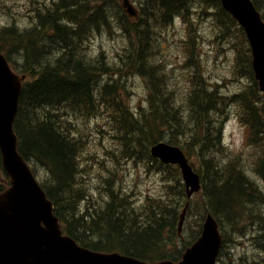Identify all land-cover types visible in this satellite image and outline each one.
<instances>
[{
  "label": "trees",
  "instance_id": "1",
  "mask_svg": "<svg viewBox=\"0 0 264 264\" xmlns=\"http://www.w3.org/2000/svg\"><path fill=\"white\" fill-rule=\"evenodd\" d=\"M253 1L264 18V0ZM143 2L142 18L140 15L134 22L121 0H51L33 11L30 25L12 23L0 31V52L18 73L27 75L15 122L19 151L35 174L44 170L46 176L40 182L65 232L92 250L121 252L150 262L178 261L187 247L178 234L179 215L187 198L185 187L178 169L154 159L150 148L162 141L180 146L181 138H185L187 155L192 149L202 163V196L207 203L203 210L209 209L235 226L243 219L242 214H236L235 204L259 205L264 202V192L241 166L231 162L223 171L216 160L224 151L223 115L229 103L235 105L250 140L259 141L264 149V94L254 77L246 35L220 0ZM204 9L236 48L235 74L247 77L248 84L227 97L217 85L206 84L198 72L189 98L179 102L162 79L153 77L154 81L148 80L147 110L139 106L138 113L133 111L130 99L123 96L122 79L129 73L149 76L155 71L147 64L155 26L167 28L175 16L185 19ZM114 25L134 45L126 49L118 65L109 63L102 53L91 57L87 49L92 36ZM192 46L194 56V38ZM105 111L112 115L110 125L122 144L120 158L114 152L108 154L118 159H126V155L134 162L142 160L148 172L154 168L163 176L171 175L169 169H174L178 176L168 180L175 185L167 184L164 195L149 199L143 207L132 205L123 186L113 179L98 188V201L88 194L81 180V154L87 143L80 136L83 127L79 123ZM254 168L264 180V155ZM164 170L169 173L164 175ZM0 174L8 182L1 154ZM260 240L258 244L264 247V236Z\"/></svg>",
  "mask_w": 264,
  "mask_h": 264
},
{
  "label": "rangeland",
  "instance_id": "2",
  "mask_svg": "<svg viewBox=\"0 0 264 264\" xmlns=\"http://www.w3.org/2000/svg\"><path fill=\"white\" fill-rule=\"evenodd\" d=\"M51 0H0V29L10 22L16 21L21 25H28L33 21L34 10L37 7H43ZM144 0H131L133 5L140 11ZM194 16L190 14L187 20L181 19L179 25L175 22L168 24L166 28L155 26V32L150 38L149 44V60L154 67L153 72L149 76H141L132 73L122 79L125 99H131L134 105L141 106L143 109L148 108L146 101L149 97L148 80L152 78L162 79L163 83L168 86V91L173 93L179 102L187 101L194 87V75L199 72L204 82L209 85H218L219 90L225 95H232L239 92L248 84L247 77L235 74V55L236 48L223 37L219 30V26L213 22L210 12L204 9L199 10ZM123 15V14H121ZM144 19L148 20V17ZM142 20V19H141ZM134 22H137L136 20ZM156 20L151 24H155ZM108 31H101L88 41L87 49L90 56L105 55L109 63L121 64L120 57L125 58L127 48L132 49L134 45L121 32V29L114 25ZM158 35V36H156ZM137 38V37H136ZM192 38V39H191ZM195 40L194 56L192 55L193 46L191 42ZM138 42V38L135 40ZM192 61V62H191ZM138 78V79H137ZM154 81V80H152ZM126 86V87H125ZM127 90V91H125ZM231 103L225 107L224 134L222 142L231 153V157L240 156L246 165L250 168L251 147H245L246 133L241 128L239 120L236 124L232 123L233 113L237 117V110L230 109ZM138 109V108H137ZM112 115L107 111L94 116L92 119L80 122L83 132L80 136L86 140V148L81 154L89 162L85 168L87 179L83 184L94 200L99 199L97 194L101 174L106 167H109L111 160L114 167L122 168L126 176L127 183L133 191L139 195L158 197L163 190H166L165 184L168 178L147 172L143 164L130 162L129 159L122 160L116 158L109 152H114L116 156L121 157L122 148L121 137L115 133L111 127ZM239 141V144L237 143ZM181 145H188L185 138L181 139ZM182 146V147H183ZM112 156V157H110ZM225 158L226 156H222ZM189 158L195 165L200 168L196 153L191 149ZM40 179L44 176V171L38 169ZM7 186V182L0 176V187ZM136 196V195H135ZM192 211L185 219L184 240L190 242L198 233L202 220L201 206L202 196L196 197L194 200ZM221 230L223 228L226 236L225 251H232L235 257H248L256 261L257 258L264 260V251L261 253L255 250L256 245L246 239L237 236L235 229L226 221H220ZM242 225V224H241ZM256 230V229H255ZM223 233V232H222ZM248 233H257L254 230L246 231ZM256 258V259H255ZM228 260V259H227ZM258 260V259H257Z\"/></svg>",
  "mask_w": 264,
  "mask_h": 264
},
{
  "label": "water",
  "instance_id": "3",
  "mask_svg": "<svg viewBox=\"0 0 264 264\" xmlns=\"http://www.w3.org/2000/svg\"><path fill=\"white\" fill-rule=\"evenodd\" d=\"M220 1L247 34L255 75L264 92V21L261 14L252 0ZM124 7L131 17L137 16L129 0H125ZM24 78L15 74L0 54V151L11 184L0 194V264H148L117 253H93L63 236L53 203L18 151L14 122ZM152 154L165 163L180 166L189 197L199 189V177L180 147L160 143L152 148ZM220 247L217 223L209 215L203 236L179 264H215Z\"/></svg>",
  "mask_w": 264,
  "mask_h": 264
},
{
  "label": "clouds",
  "instance_id": "4",
  "mask_svg": "<svg viewBox=\"0 0 264 264\" xmlns=\"http://www.w3.org/2000/svg\"><path fill=\"white\" fill-rule=\"evenodd\" d=\"M174 22H175L177 25H179L180 22H181V18H180L179 16H177V17L175 18V21H174ZM53 66H55V65L53 64ZM137 79H138V78H137ZM235 107H236L235 105L232 106L233 109H235ZM133 111H134V109H133ZM237 121H238V117L235 116V112H234V113H233V120H232V123H233V124H236ZM237 143L239 144V141H238ZM244 172H245V175L248 176L250 179H257L255 173H253L249 168H245V169H244ZM258 182H259V181H258ZM259 183H260L261 190L264 191V182H259Z\"/></svg>",
  "mask_w": 264,
  "mask_h": 264
},
{
  "label": "bare ground",
  "instance_id": "5",
  "mask_svg": "<svg viewBox=\"0 0 264 264\" xmlns=\"http://www.w3.org/2000/svg\"><path fill=\"white\" fill-rule=\"evenodd\" d=\"M65 42V41H64ZM54 100V99H53ZM56 100V99H55ZM58 101V100H57ZM49 102V101H48ZM51 103H54V102H51ZM50 109H52V108H50ZM54 111V110H53ZM52 117V116H51ZM169 173V170H164L163 171V174L164 175H167ZM113 185V184H112ZM112 187V186H111Z\"/></svg>",
  "mask_w": 264,
  "mask_h": 264
}]
</instances>
